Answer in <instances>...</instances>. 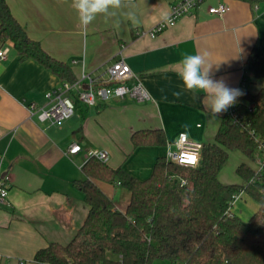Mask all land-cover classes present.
<instances>
[{
	"label": "crops",
	"instance_id": "1",
	"mask_svg": "<svg viewBox=\"0 0 264 264\" xmlns=\"http://www.w3.org/2000/svg\"><path fill=\"white\" fill-rule=\"evenodd\" d=\"M7 1L28 35L71 65L76 77L84 66L103 78L109 66L123 59L142 78L152 99L110 98L94 106L76 100L75 114L61 126L41 121L30 114L29 105L47 107L45 93L63 80L35 59L20 60L12 43L0 41V49L9 48L0 61V155L9 177L8 202L0 206V264H40L34 259L39 249L74 238L90 209L75 181L86 177L82 167L93 150H106L111 167L122 166L144 179L180 133L214 141L230 107L210 121L204 93L196 101L190 92L179 99L173 95L183 91L177 75L182 57L207 53L213 79L224 77L229 87L253 93L264 87V77L244 69L256 43L264 50V0H202L191 14L155 37L148 30L170 14L176 0H122L114 14L98 15L87 29L81 27L72 0ZM219 2L227 3L229 10L222 16L210 14L209 7ZM142 129H163L166 144L136 147L132 135ZM75 143L81 149L73 153ZM96 182L118 209L127 208V189ZM249 199L232 208L244 220L259 209Z\"/></svg>",
	"mask_w": 264,
	"mask_h": 264
},
{
	"label": "trees",
	"instance_id": "2",
	"mask_svg": "<svg viewBox=\"0 0 264 264\" xmlns=\"http://www.w3.org/2000/svg\"><path fill=\"white\" fill-rule=\"evenodd\" d=\"M0 41L12 43L20 60L35 59L63 81L77 78L71 65L51 56L28 35L7 0H0ZM244 69L257 78L264 77V50L259 43L253 46ZM243 92L242 100L236 103L240 121L224 116L214 141L203 142L197 167L181 166L160 156L151 175L142 179L122 166L113 168L90 156L82 167L86 177L75 181L90 205L84 224L68 244L51 242L39 249L35 261L264 264V167L257 170L242 162L236 169L243 180L241 184L220 179L231 151L255 161L264 144V87L256 93L247 89ZM132 142L136 147L164 145L166 135L163 129H142L133 133ZM96 180L119 183L127 189V208L118 209ZM241 191L259 205L249 220L231 210L233 196Z\"/></svg>",
	"mask_w": 264,
	"mask_h": 264
},
{
	"label": "built area",
	"instance_id": "3",
	"mask_svg": "<svg viewBox=\"0 0 264 264\" xmlns=\"http://www.w3.org/2000/svg\"><path fill=\"white\" fill-rule=\"evenodd\" d=\"M201 0H176L172 4L171 12L167 16V21L163 18L150 30L148 34L155 37L165 29L173 26L183 16L191 14ZM229 10V5L225 2H219L217 5L209 7L210 14L222 16ZM8 47L0 49V61L7 57ZM76 63V61H74ZM136 78L133 84L129 80ZM73 94V95H71ZM48 100V106H38L35 103L29 105L31 115L37 114L41 121H50L61 126L65 120L71 118L76 111V100L88 106L97 105L99 102L107 101L110 98L129 97L138 102L151 100L152 96L145 86L142 78L132 71L129 64L123 59L117 60L107 68L105 77H97L87 72L83 66L82 73L77 76L73 82L62 81L57 87L45 93ZM227 115L231 116L234 122H239V116L236 112V104L231 106ZM166 152V157L181 166L197 167L200 163L203 142L191 138L186 132L178 135ZM81 146L73 144L70 151L78 152ZM260 152H264V144L259 147ZM90 156H95L105 162L109 159L106 150H93ZM194 158V159H193ZM4 156L0 155V206L8 202L9 197V177L3 173ZM260 170L264 167V157L257 156L255 160ZM244 191L236 193L232 198V205L241 198Z\"/></svg>",
	"mask_w": 264,
	"mask_h": 264
},
{
	"label": "clouds",
	"instance_id": "4",
	"mask_svg": "<svg viewBox=\"0 0 264 264\" xmlns=\"http://www.w3.org/2000/svg\"><path fill=\"white\" fill-rule=\"evenodd\" d=\"M122 6V0H72V7L77 12L79 23L84 29H87L98 15H112L114 10ZM164 19L167 21V16ZM216 65L218 68L219 64ZM212 68L213 64L208 62L207 53L196 52L185 55L179 61L177 72L183 91L173 93L179 99L184 92H190L193 101L198 100L199 93H204L202 103L205 115L210 121L217 120L219 114L234 106L238 98L244 95L243 90L229 87L224 77L213 79Z\"/></svg>",
	"mask_w": 264,
	"mask_h": 264
},
{
	"label": "rangeland",
	"instance_id": "5",
	"mask_svg": "<svg viewBox=\"0 0 264 264\" xmlns=\"http://www.w3.org/2000/svg\"><path fill=\"white\" fill-rule=\"evenodd\" d=\"M73 95V94H71ZM261 152L258 151L257 155H259ZM262 156V155H261ZM264 157V156H263ZM242 162H248L250 164H252L253 166L257 167L256 162L251 161L248 158H245L244 155L242 153H240L239 151H231L230 152V158L226 164V166L224 167V169L222 170V172L220 173V179L222 181H228V183H237V184H241L243 182V180L241 179V177L237 174L236 169L237 167L242 163ZM249 195L246 192H243V194L241 195V198L234 202L232 205V208L234 209V207H236V203L239 202H244V200L249 199ZM251 198V197H250ZM124 199V197H121V200ZM253 200V199H252ZM256 202V201H254ZM257 203V202H256ZM239 215V214H238ZM248 219V218H247ZM112 257L114 256L113 254H110ZM152 264H163L161 261H155Z\"/></svg>",
	"mask_w": 264,
	"mask_h": 264
},
{
	"label": "snow or ice",
	"instance_id": "6",
	"mask_svg": "<svg viewBox=\"0 0 264 264\" xmlns=\"http://www.w3.org/2000/svg\"><path fill=\"white\" fill-rule=\"evenodd\" d=\"M194 159V158H193Z\"/></svg>",
	"mask_w": 264,
	"mask_h": 264
}]
</instances>
